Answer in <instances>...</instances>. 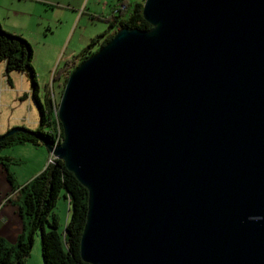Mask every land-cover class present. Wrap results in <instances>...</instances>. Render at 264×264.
<instances>
[{
  "label": "water",
  "instance_id": "1",
  "mask_svg": "<svg viewBox=\"0 0 264 264\" xmlns=\"http://www.w3.org/2000/svg\"><path fill=\"white\" fill-rule=\"evenodd\" d=\"M141 14L149 29H117L67 75L59 143L38 136L87 190L80 258L264 264V0Z\"/></svg>",
  "mask_w": 264,
  "mask_h": 264
},
{
  "label": "rangeland",
  "instance_id": "2",
  "mask_svg": "<svg viewBox=\"0 0 264 264\" xmlns=\"http://www.w3.org/2000/svg\"><path fill=\"white\" fill-rule=\"evenodd\" d=\"M121 7L119 0H0V25L28 41L35 77L34 84L25 73L10 70V80L7 81L3 62L0 61V133L13 125L36 128L39 125L36 102L38 100L44 106L46 96L56 109L67 78L62 70L65 61L69 59L70 66L74 65L81 58L78 52L91 37L113 29L106 18L112 13L117 14V9ZM126 11L123 10V13ZM103 36L97 38L89 49H94ZM50 127L43 125L46 130ZM0 155L9 157L7 170L17 188L45 165L49 150L42 143L34 145L25 142L1 147ZM22 195V191L11 193L7 200L17 212ZM53 211L60 228L68 214L67 202L61 195ZM22 218L27 227L26 236L29 231L28 218ZM25 264H43L37 230L32 233V244Z\"/></svg>",
  "mask_w": 264,
  "mask_h": 264
},
{
  "label": "trees",
  "instance_id": "3",
  "mask_svg": "<svg viewBox=\"0 0 264 264\" xmlns=\"http://www.w3.org/2000/svg\"><path fill=\"white\" fill-rule=\"evenodd\" d=\"M119 2L122 7L117 9V14L112 13L106 18L107 24L113 29L91 37L78 52L81 58L74 65L70 66L69 59L65 61L62 70L66 73V77L79 62L108 41L117 29L124 26L150 28L151 24L141 14V2L125 0H119ZM123 10L127 11L123 13ZM102 35L104 36L99 44L90 50L89 47ZM30 60L31 47L28 41L19 34L4 30L0 25V61L4 65L6 80H10L8 71L18 70L28 75L35 84L34 70ZM43 103L44 106L38 100L36 102L39 111V125L36 128H27L29 131L18 130L4 135L6 129L0 133L3 135L0 138V148L25 142L37 145L42 143L38 138L39 135L51 143L57 134L62 137V128L51 100L46 96ZM44 124L51 127L46 130L43 128ZM8 159V156L0 155V164L6 169V177L14 189L11 174L7 170L6 161ZM16 191L23 192L21 204H18V213L21 218L23 216L28 218L29 231L25 236V231L22 230L14 241H8L0 236V264H25V257L32 244V233L36 230L39 233L40 255L43 264H91L82 260L78 251L79 237L86 216L87 190L65 167L62 159L56 157L52 162L45 163L42 169L18 186ZM60 195L67 202L68 214L59 228L53 208ZM22 221L23 227L24 225L26 227L23 218Z\"/></svg>",
  "mask_w": 264,
  "mask_h": 264
},
{
  "label": "crops",
  "instance_id": "4",
  "mask_svg": "<svg viewBox=\"0 0 264 264\" xmlns=\"http://www.w3.org/2000/svg\"><path fill=\"white\" fill-rule=\"evenodd\" d=\"M11 193L16 194L18 191L13 189L6 177V169L0 164V236L8 241H14L19 232L26 230L21 215L7 202Z\"/></svg>",
  "mask_w": 264,
  "mask_h": 264
},
{
  "label": "built area",
  "instance_id": "5",
  "mask_svg": "<svg viewBox=\"0 0 264 264\" xmlns=\"http://www.w3.org/2000/svg\"><path fill=\"white\" fill-rule=\"evenodd\" d=\"M60 140H61V137H59L58 134H57V137L54 139L52 144L55 145V144L59 143ZM54 158H56V157L52 154L51 151H49V155L47 157V162H52L54 160Z\"/></svg>",
  "mask_w": 264,
  "mask_h": 264
}]
</instances>
